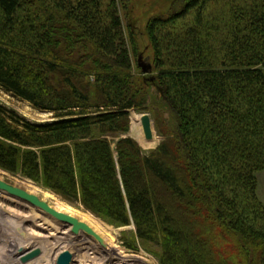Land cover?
<instances>
[{"label": "trees", "instance_id": "obj_1", "mask_svg": "<svg viewBox=\"0 0 264 264\" xmlns=\"http://www.w3.org/2000/svg\"><path fill=\"white\" fill-rule=\"evenodd\" d=\"M131 5L0 0V89L54 120L0 102V169L133 224L161 264H264V0H173L145 28L149 78ZM132 110L154 115L156 149L126 137Z\"/></svg>", "mask_w": 264, "mask_h": 264}, {"label": "rangeland", "instance_id": "obj_2", "mask_svg": "<svg viewBox=\"0 0 264 264\" xmlns=\"http://www.w3.org/2000/svg\"><path fill=\"white\" fill-rule=\"evenodd\" d=\"M172 1L173 0H132L131 10L129 12L131 14L128 18H124V25L127 32L129 31L130 27L133 29V32L135 34V41L137 43L136 52L132 49V47H130L135 75H144L148 78L152 75H156V72L153 71L150 75L144 73V66L140 65V62L143 64H151L153 66L152 68H154V53L150 46L149 39L145 34V28L148 20L156 14L165 13L170 8V4L172 3ZM123 16H125V12H123ZM181 25H184V23ZM158 92V89L154 87L153 93L158 94ZM0 102L8 108L16 110L22 117L32 122H45L52 119V117L49 116L50 114L35 109L30 103L21 101L10 94H7L1 89ZM148 113L153 120L155 131L154 139H156L155 144L150 147H144L133 134L135 126L133 118L136 115H142L144 113H138L134 110L130 112L131 123L130 131L128 133V136H132L133 138H135L140 146L146 151L156 149L164 140L161 136H159L157 132L154 115L151 112ZM166 116L170 117V113H168ZM143 138L145 139L144 134ZM0 180L16 187H19V185H23V182L25 181H30L33 185L38 187L40 191V197L43 201V198L50 201L60 200L61 203L69 206L73 211L80 213L83 217L93 219V221L95 220L94 222L99 227L98 230H93L97 234L101 235L102 238L111 246V248L114 249L113 251H115L114 253L113 251L107 250L101 245L99 246V244H97L99 249L96 248L94 251L91 248V246H94L93 242H91L89 239L87 240L84 236L80 238L82 241L79 243V245L81 244V246L78 248L79 251L72 250V246L70 244H67V240L69 241L71 238H78V236L68 231L65 224H50V222L45 221L44 215L37 214L35 210L29 205L25 204L24 202L14 200L13 198L11 199L10 194L0 190V264H18L19 254L25 252L26 250H31L32 248H34L33 246L40 245L41 242H44L46 244V251L45 253L43 252L40 257H38L39 259L36 258L37 260L32 264H56L59 255L66 250L70 251L74 255L73 262L71 264H161L160 258L158 256V254H160L159 250L155 246L143 245L136 238V230L133 224L126 227H117L115 225H112L110 222L97 217L90 211H87L81 204L68 203L59 195L44 188L43 185L29 180L21 174H13L0 169ZM28 208L30 211L28 210ZM37 215L39 216L37 217ZM32 217L34 218L32 219ZM21 223H23V225ZM30 234L32 235V237H30ZM33 237L35 238L33 239ZM26 238H28L27 241ZM25 243L26 245H24ZM128 246H134L137 248V250H131ZM14 258H16V261Z\"/></svg>", "mask_w": 264, "mask_h": 264}, {"label": "water", "instance_id": "obj_3", "mask_svg": "<svg viewBox=\"0 0 264 264\" xmlns=\"http://www.w3.org/2000/svg\"><path fill=\"white\" fill-rule=\"evenodd\" d=\"M141 66H144L143 72L146 74H151L153 71L151 64H143L141 63ZM49 116L53 117L52 113ZM53 119L47 120L45 122H52ZM43 123V122H40ZM140 123L143 129V134L145 136V140L147 142H150L154 140L155 138V131H154V125L153 120L149 113H144L141 115ZM125 137V136H124ZM131 137L132 136H126ZM135 139V138H133ZM136 140V139H135ZM137 141V140H136ZM138 142V141H137ZM0 190L10 194L11 196L17 197L21 200H24L25 202L31 204L36 209L40 210L41 212L48 214L55 220L61 222L62 224H65L66 227H71V233L79 236L81 233H85L88 236H91L97 240V242L105 249L113 251L114 249L111 248V246L99 235L97 234L89 225L86 223L80 221L78 218L59 212L58 210L54 209L51 205H49L47 202L43 201L40 197L29 193L28 191L13 186L7 182H4L0 180ZM49 190V189H48ZM51 191V190H50ZM115 253V251H113ZM43 253V250L40 247L32 248L31 250L27 251L26 253L22 254L21 256V262L22 263H28L38 257H40ZM74 255L70 251L66 250L62 252L57 260L56 264H71L73 262Z\"/></svg>", "mask_w": 264, "mask_h": 264}, {"label": "bare ground", "instance_id": "obj_4", "mask_svg": "<svg viewBox=\"0 0 264 264\" xmlns=\"http://www.w3.org/2000/svg\"><path fill=\"white\" fill-rule=\"evenodd\" d=\"M43 114V113H42ZM45 114V113H44ZM24 185V186H23ZM23 185H19V187L20 188H22V189H24V190H26V191H28L29 193H31V194H34V195H36V196H38V197H40V191H39V189H38V187H36L35 185H33L30 181H25V182H23ZM2 193V192H1ZM43 196V195H42ZM11 197V199L13 198L14 200H17V201H20V202H24L25 204H27V205H29L31 208H33L34 210H35V212L37 213V214H42V215H44L45 216V221H48V222H50V224L51 223H53V224H57V223H61V222H59V221H57V220H55L54 218H52L51 216H49L48 214H45V213H43V212H41L40 210H38V209H36L35 207H33L31 204H29V203H27V202H25L24 200H21V199H19V198H17V197H14V196H10ZM41 198V197H40ZM44 199V201L45 202H48V204L49 205H51L54 209H56V210H58L59 212H63V213H66V214H69V215H72V216H74V217H76V218H78L80 221H82V222H84V223H86L87 225H89L92 229H96V230H98V225L93 221V219H89V218H85V217H83L80 213H78V212H75V211H73L69 206H67V205H65V204H63V203H61V201L60 200H56V201H50V200H48V199H45V198H43ZM6 200V199H5ZM1 203V202H0ZM11 203V202H10ZM21 204V203H20ZM19 205V204H18ZM16 206V205H15ZM17 208V207H16ZM26 208V207H25ZM4 210V209H3ZM21 210V209H20ZM28 210H29V208H28ZM17 211V210H16ZM15 211V212H16ZM18 211H19V209H18ZM30 211V210H29ZM12 212H14V211H12ZM26 212H27V210H26ZM32 212V211H31ZM19 213V212H18ZM35 213V214H36ZM21 214V213H20ZM26 214V213H25ZM28 214H29V212H28ZM12 215V214H11ZM19 215V214H18ZM41 215V216H42ZM25 216V215H24ZM39 215H37V217H38ZM44 216H43V218H44ZM36 217V218H37ZM34 217H32V219H33ZM14 219V218H13ZM16 219H17V216H16ZM21 219V218H20ZM27 219V218H26ZM38 221V220H37ZM44 221V220H43ZM40 223V222H39ZM47 223V222H46ZM45 223V224H46ZM18 224V223H17ZM22 225H23V223H21ZM48 224V223H47ZM14 225V224H13ZM21 225V226H22ZM58 225V224H57ZM10 226V225H9ZM16 226V225H15ZM19 226V225H18ZM47 226V225H46ZM14 227V226H13ZM24 227V226H23ZM67 228V230L68 231H70L71 232V227H66ZM33 229V228H32ZM64 230V229H63ZM104 230V229H103ZM67 231V232H68ZM2 232V231H1ZM37 232V231H36ZM11 233V232H10ZM28 235V234H27ZM31 235V234H30ZM34 235V234H33ZM26 236V235H25ZM70 236V235H69ZM86 237V239L88 240H90L91 242H93V244H94V246L92 247L91 246V248H92V250H94L95 251V249L97 248V249H99L98 248V245L97 244H99L98 242H97V240L95 239V238H93V237H91V236H88L87 234H85V233H81L80 234V236H78V238H75V239H70L69 241L67 240V244H70L72 247V250H77V251H79V247L81 246V244L79 245V243L82 241L80 238L81 237ZM101 236V235H100ZM30 237H32V235L30 236ZM30 237H28V238H30ZM71 237V236H70ZM102 237V236H101ZM28 238H26V241H27V239ZM35 237H33V239H34ZM105 238V237H104ZM32 239V238H31ZM109 239V238H108ZM22 241V240H21ZM36 241V240H35ZM18 242V241H17ZM31 243H33V242H31ZM66 243V242H65ZM84 243V242H83ZM82 243V244H83ZM2 244V243H1ZM20 244V243H19ZM5 245V244H4ZM22 245V244H21ZM24 245H26V243L24 244ZM31 245V244H30ZM66 245V244H65ZM86 245V244H85ZM2 246V245H1ZM23 246V245H22ZM38 246H40L41 247V249L43 250V252L45 253V251H46V244L44 243V242H41L40 243V245H35V246H33L34 248L35 247H38ZM84 246V245H83ZM99 246H100V244H99ZM5 247V246H4ZM29 247V246H28ZM68 247V246H67ZM20 248V247H19ZM25 248V247H24ZM30 248V247H29ZM5 249V248H4ZM16 249V248H15ZM17 250V249H16ZM70 250V249H69ZM6 251V250H5ZM20 252V251H19ZM18 252V253H19ZM27 252V250L25 251V252H23V253H21V254H24V253H26ZM15 253V252H14ZM50 253V252H49ZM21 254H19V256H18V258H19V263L18 264H21L22 262L20 261V259H21ZM98 254V253H97ZM15 256V255H14ZM11 258H13V257H11ZM15 259V261H16V258H14ZM39 259V258H38ZM10 260V259H9ZM37 259H34V260H32V261H30V262H28V264H32L34 261H36ZM110 261V260H109ZM24 264H27V263H24ZM35 264H37V263H35Z\"/></svg>", "mask_w": 264, "mask_h": 264}, {"label": "crops", "instance_id": "obj_5", "mask_svg": "<svg viewBox=\"0 0 264 264\" xmlns=\"http://www.w3.org/2000/svg\"><path fill=\"white\" fill-rule=\"evenodd\" d=\"M258 178H259L258 195L261 201L264 203V172L260 173Z\"/></svg>", "mask_w": 264, "mask_h": 264}, {"label": "flooded vegetation", "instance_id": "obj_6", "mask_svg": "<svg viewBox=\"0 0 264 264\" xmlns=\"http://www.w3.org/2000/svg\"><path fill=\"white\" fill-rule=\"evenodd\" d=\"M141 65V64H140Z\"/></svg>", "mask_w": 264, "mask_h": 264}]
</instances>
